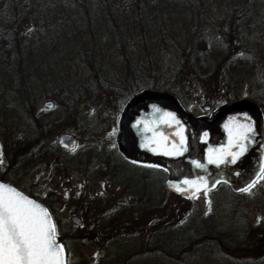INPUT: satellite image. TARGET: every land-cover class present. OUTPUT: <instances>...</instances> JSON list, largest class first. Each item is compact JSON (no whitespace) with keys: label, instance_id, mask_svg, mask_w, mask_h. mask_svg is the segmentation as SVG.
<instances>
[{"label":"rangeland","instance_id":"rangeland-1","mask_svg":"<svg viewBox=\"0 0 264 264\" xmlns=\"http://www.w3.org/2000/svg\"><path fill=\"white\" fill-rule=\"evenodd\" d=\"M48 1L53 3L51 0ZM239 1L237 9L247 0ZM251 1L254 4L253 10L256 13L261 12L264 16V0ZM66 2L67 0H61L59 4L47 9L44 17L48 29L45 33H39L36 40L41 45L38 53L40 66L42 69L53 66L54 75L49 69L43 70L40 77L37 75L35 81L38 89L35 92L37 91L38 96L34 111L46 113L51 118L66 116L62 102H66L72 96L71 93L80 91L74 101L73 114L76 118L75 121L73 119L74 125L70 126V120L65 119L62 124L68 125L67 128L59 127L58 130H53L45 142L46 145L53 142L56 145L59 135L66 131L77 138V144L72 150L55 146L42 148V154L35 155L39 158L18 169H7L8 158L0 144V173L6 167V178L9 182L48 204L53 221L55 220L54 224L57 227L61 226L63 235H72L79 239L69 246L67 263L95 264L99 260V264H120L125 258H130L129 254L145 248L148 232L146 229L149 228L152 214L159 216L162 223H166L173 217L180 219L181 213L190 207L197 215L204 214L209 210L211 202L214 204L209 212L214 215L212 223H215V229L228 231L225 236L232 245L229 250L226 252L224 248L222 250L215 241L217 238L211 235L190 254L182 253L175 258L162 254L145 255L141 259L130 258L127 264H264V249L261 253L255 251L258 237L255 238L256 243H250L257 244L254 246L255 250L248 249V244L244 247L238 244L242 239L248 241L255 235L257 211L259 207L264 208V171L255 181L256 184L246 192L250 198L247 195L236 197L229 192L226 185H219L209 196H199L195 200L192 198L190 202L177 200L171 193L169 194V190L163 185L164 177L162 179L161 174H150L148 178L153 176L155 179L154 189L150 194L159 191L157 197L158 204L161 203L159 208L137 201L126 186L114 180L110 173L112 166L109 163L113 160L122 161L127 169L133 171H143L149 165H156L127 158L117 150L114 141L119 115L115 108L122 99L120 95L112 92L111 87L119 86L124 92L131 93L136 86L137 71L145 76L161 79V83L169 85L175 96L194 114L202 113L204 105L215 109L226 102L228 89L222 81L224 79L219 73V66L218 73L202 79L195 76L192 67H188L191 46L188 45L186 38L192 39L195 36L192 21L195 13L194 15L192 13L198 10L203 1L84 0L83 3L80 2L82 5H74V1H71L72 7L66 5ZM217 2L221 5H217ZM150 3L160 10L162 4L168 5V11L165 9L161 11L162 19L164 18L166 22L168 34L173 37L177 27H180L178 46L171 43L172 39L168 36L165 38L166 42L159 41L158 30L155 29L156 35L151 31L149 12L147 16ZM206 3L207 13L214 19L216 25L200 22L196 26L201 33L215 37L220 34L217 28L227 8L221 1L206 0ZM192 8L195 9L192 11ZM198 18L203 20L201 15ZM251 20L253 19H250L249 26L253 24ZM259 24L262 29L246 27L243 33L247 45L240 51V54L245 53V56L239 55L242 61L238 62L239 66L236 65L237 73L241 71V75L237 76L235 90L239 98L243 95L255 97L264 109V26ZM28 25L29 22L25 28H28ZM221 28L224 33L229 29L225 25ZM93 40L96 41L101 56L99 62L103 69L101 79H98L99 75H94L92 69L90 61L92 54L88 51L91 47L78 48L81 42L86 44ZM231 40L234 43V39ZM69 45L70 47L73 45L71 49ZM216 45L215 41L213 46ZM73 48L80 49L82 59L76 56ZM228 52L226 50V54ZM3 80L0 74V81ZM102 82L105 86H102ZM3 100L4 104L8 103L6 110L2 107L6 112L3 118L7 119V123H11V118L18 117L16 132L19 133L20 123H23L25 114L17 104H14L11 95L3 96ZM46 100H51L52 106L45 107ZM92 114H96L97 117H93ZM0 121L2 122V116ZM1 133L2 126L0 135ZM128 213L129 216L132 215L126 218L130 220L129 224L134 221L131 226L125 227V222L123 225L125 228L116 230L115 234L103 235L98 232V226L103 219L111 218L109 221L113 222L119 217H126ZM74 215L81 219L80 225L72 221ZM113 224L122 225L121 222ZM242 231L245 233L244 238L240 237ZM135 233L138 236H132ZM116 234L120 235L119 238L110 243L116 247H128L124 254L122 253L119 260H110L107 256L99 259L105 241L103 237H114ZM97 236L102 238L97 239ZM107 252L110 253L109 248ZM198 252V260L194 262ZM172 259L177 262L171 261Z\"/></svg>","mask_w":264,"mask_h":264},{"label":"trees","instance_id":"trees-1","mask_svg":"<svg viewBox=\"0 0 264 264\" xmlns=\"http://www.w3.org/2000/svg\"><path fill=\"white\" fill-rule=\"evenodd\" d=\"M51 1L53 3H50L48 0H0V74H2V80L4 79L2 82L0 81V119L2 116V122L0 121V126H2L0 144L2 146V151L8 158L7 169H18L29 165L36 158H39L35 155L42 154V148H46L48 146L58 147L54 142L53 144H45L48 136L53 130H58L59 127H63L64 129L67 128L68 125L64 126V124H62L65 119L70 120V126L74 125V121L76 119L73 114L75 108L74 101L78 98L80 91L71 93L72 96H70L66 102H62V108L67 110H65L66 116L62 115L59 118H51L46 113L34 111L35 102L38 96L36 94L37 91L35 92V90L38 89L35 79L40 77L43 70L47 69H49L54 75L53 66L43 69L42 66H40V62L38 60L40 56H38V53L41 45L40 42L36 41L39 33H45L48 29L44 17L47 9L50 8V6L54 7V5L61 2V0ZM71 1H74V5H82L81 3L84 2V0H67L66 5L72 7L73 5H71ZM202 1L203 4H200L198 10L192 13L193 15L195 13V18L193 17L192 20L194 23L195 36L192 39L190 37L186 38L188 45L191 46L189 49L191 51V56L188 60L189 64H187L188 67L193 68L192 72L195 76L201 79L218 73L219 70L217 66H219V73H221V77L224 79L222 81L228 89L225 103H231L240 99L237 91L235 90V83L237 76L241 75V71L240 73H237L239 66L238 62L242 61L240 56H245V53L240 54V51L247 45V41L243 33L246 27L262 29L259 23L264 26V16L261 12L256 13V11L253 10L254 4L251 0H247L238 9L237 6L240 5L239 0H215L221 1L223 6L227 9L224 12L223 20L217 28V32L219 31L220 34L215 37L213 35L207 36L205 33H201L200 29L197 28L196 25L200 22H207L215 26L216 23L207 13L206 0ZM217 5L221 4H218L217 2ZM167 6V4H162V8L160 10L152 3L148 5L147 16H149L150 13L149 22L151 25V31L154 34L155 31L158 30L157 39L159 41L162 40V42H166L165 38L168 36L172 39L170 42L173 44L175 43L174 45L178 46V37L181 35V31L178 33V28L180 27H177L174 32L175 36L173 37L168 34V27H166L164 18L162 19L163 14L161 11L162 9L167 10ZM193 9L195 8H192V11ZM199 15L203 17V20H199ZM250 19H253L251 20L253 23L251 26L248 25ZM28 22V28H25ZM158 23H163V25ZM223 25L229 28L228 31H225V33L221 28ZM231 39H234V43L231 42ZM215 41L217 42L216 47L213 46ZM70 45L69 48L71 49L74 44L71 47ZM86 46L91 47L88 51L92 54V56H90V61L93 66V72H95L94 75H99L98 79H101L100 77L103 76V69L99 64V62H101V56L98 53V45L96 41L93 40V42H88L86 44L81 42L78 48L82 47L84 49ZM73 49L76 56H79V58L82 59L80 49ZM226 50L229 51L228 54H226ZM236 57H238V59H234ZM183 60L184 57L182 61ZM58 75L56 78H58ZM135 80L136 86L131 93L124 92L122 87L119 86H115V88L111 87L112 92H114L115 95H120L119 97L122 99V102L118 104L117 108H115L119 113L124 104L133 95L144 89L165 90L174 94L169 85L161 83V79H156L150 75L145 76L142 72H136ZM102 86H105L104 82H102ZM6 95H11L13 97L14 104H17V106L20 107L25 114V119H22L23 123H20L19 133L16 132L19 120L18 117L11 118V123H7V119L3 118L6 114L4 110L8 108V103L5 102L6 104H4L3 100V96ZM2 107L4 110H2ZM92 116L97 117L96 114H92ZM112 158H114V156ZM137 162L146 163L143 161ZM109 164L112 166L110 173H112L111 176H113L114 180H117L119 183L128 184L126 188L134 195L137 201L148 203L153 208L160 207L161 203L158 204L159 202L157 199L159 191L157 190L154 192L156 196L155 194H150L152 189H154L155 179L153 176L150 178H148V176L150 174L154 175L159 173L162 175L163 179L166 175V169L163 165L159 163H152L156 165H149L143 171H133L131 169V172V170L127 169L126 164L122 161L113 160ZM128 170L130 173H128ZM11 183L15 185L13 182ZM227 189L230 190L229 192L232 195L239 197V194L232 192L229 187ZM170 193L176 197L177 200L190 202V198L183 197L172 191H169V194ZM46 205L49 210H51L49 205ZM173 209L174 208H172V210ZM194 214H196L195 210L190 207L188 210L181 213L182 217L180 219H175L173 217L172 219L167 220L166 223H162L159 216L152 214L149 219V228L146 229L148 232L144 243L145 248H143L140 252H133L129 254V257L131 259H134V257L141 259L143 256L145 257V255L153 256L156 254L157 256L162 254L175 258L176 256L179 257L182 253L188 252L185 250L184 244L195 237L191 234V230L196 229L193 221ZM129 215L130 213H128L126 217H119L113 222L109 221L111 218L103 219L102 222H100V226H98V232L103 235L108 232L115 234L117 233L116 230L123 229L129 225L131 226L134 221L132 224H129L130 220L126 219ZM114 222H121L122 225H119V223V226H113ZM125 222L126 225H124ZM198 223V229H211L210 226H207V224H209L208 220L198 218ZM123 225L125 227H123ZM56 235L62 242L66 255L68 256L70 253L69 246H71V243H75L79 239L74 238L72 235L64 236L60 225H58V227L56 226ZM119 236V234H116L114 237H103V240L105 241L103 243V251L99 256V259L107 256L110 260H119L122 253L124 254L128 248H124V246L116 247L114 244L110 243L112 240L118 239ZM132 236L136 237L138 234L135 233ZM96 238L100 239L102 237L97 236ZM199 238H201V236H199ZM107 248L110 249L109 254L107 252ZM130 258H125L120 262V264H127V261L131 260ZM171 261L177 262L174 259ZM99 263V260L95 262V264Z\"/></svg>","mask_w":264,"mask_h":264},{"label":"water","instance_id":"water-1","mask_svg":"<svg viewBox=\"0 0 264 264\" xmlns=\"http://www.w3.org/2000/svg\"><path fill=\"white\" fill-rule=\"evenodd\" d=\"M52 103L46 100L44 106L50 107ZM209 109L207 105L205 110ZM164 113H170L175 120L168 119ZM240 125L251 130L245 131ZM114 141L117 150L130 159L163 165L166 169L163 185L186 198L213 190L219 184L240 192L257 180L264 167V117L258 105L246 98L221 104L209 114L196 115L185 110L172 93L144 89L133 95L121 109ZM56 143L62 149L71 150L77 139L65 131ZM173 145L177 148L173 149ZM169 151L173 154H165ZM234 153L238 155L234 157ZM210 155L223 162L209 163ZM198 164L201 166L197 167ZM0 184L35 201L48 211L54 223L44 202L1 178ZM72 221L81 224L76 215ZM55 239L63 247L67 260L62 242L57 235Z\"/></svg>","mask_w":264,"mask_h":264},{"label":"snow or ice","instance_id":"snow-or-ice-1","mask_svg":"<svg viewBox=\"0 0 264 264\" xmlns=\"http://www.w3.org/2000/svg\"><path fill=\"white\" fill-rule=\"evenodd\" d=\"M164 116L175 120L170 113H164ZM239 127L251 130L246 125ZM176 148L173 145V149ZM208 162L222 163L223 160L219 157L213 159L210 155ZM185 183L195 185L197 182ZM253 186L242 191L249 192ZM55 237L56 228L46 209L16 189L0 184V264H66L64 249L56 243Z\"/></svg>","mask_w":264,"mask_h":264},{"label":"flooded vegetation","instance_id":"flooded-vegetation-1","mask_svg":"<svg viewBox=\"0 0 264 264\" xmlns=\"http://www.w3.org/2000/svg\"><path fill=\"white\" fill-rule=\"evenodd\" d=\"M262 91V90H261ZM261 91H258L259 92V94L261 93ZM177 98V97H176ZM243 98H246V99H249V100H252L253 102H255L257 105H258V107H259V109L261 110V112H262V115H263V117H264V109H263V106H262V104L260 103V101H258V99H256L255 97H252V96H250V95H243L242 96V98H240V99H243ZM178 99V98H177ZM178 101H179V103L182 105V107L185 109V110H187L188 112H191V111H189L184 105H183V103L178 99ZM207 105H204V106H202V108H203V112L202 113H200V114H209L210 112H212L214 109H211V107H210V109H209V111H207V110H205V107H206ZM192 113V112H191ZM194 114V113H193ZM200 114H196V115H200ZM77 139V138H76ZM72 150V149H71ZM6 171H7V169H6V167L4 168V170L0 173V178L1 179H3V180H5V181H8L7 180V178H5L6 177ZM264 171V167H263V169H262V172ZM261 172V173H262ZM261 175V174H260ZM2 176V177H1ZM258 179V178H257ZM9 182V181H8ZM11 183V182H10ZM253 184H256V182H254ZM252 184V185H253ZM122 185L123 186H127L128 184H125V183H122ZM220 185H226V184H220ZM219 186V185H218ZM217 186V187H218ZM227 186V185H226ZM216 187V188H217ZM229 187V186H228ZM227 187V188H228ZM215 188V189H216ZM230 188V187H229ZM215 189H213V190H204V191H202L200 194H198V195H196L195 197H193L194 198V200H195V198H197V197H199V196H204V197H206V196H209L210 194H211V192L212 191H214ZM229 190V189H228ZM232 191V190H231ZM128 192H130V191H128ZM232 192H234V191H232ZM131 193V192H130ZM235 194H239V196L240 195H242V196H246L247 194H246V192H244V191H240V192H234ZM248 197H249V195H247ZM250 198V197H249ZM192 200V198H190V201ZM193 200V201H194ZM212 201V200H211ZM213 206H214V204L213 203H211L210 202V208H209V210L206 212V213H204V214H200V215H197V213L196 214H194V216H193V221H194V225H195V228L196 229H194V230H191V234L193 235V236H195L193 239H191V240H189V241H187V243L186 244H184L185 245V250L186 251H188V249H189V251L188 252H185V253H188V254H190V253H192V252H194V250H196L197 249V247L203 242V241H205L206 240V238H208V237H210L211 235L212 236H214V237H216L217 238V240H215L216 241V243L219 245V247L222 249V248H224V250H225V252L227 251V250H229L230 249V247L232 246L231 245V243H230V241L226 238V233H228V231H222V230H220V229H215V227H214V224L215 223H212V218L214 217V215H211L212 213H209L210 211H211V208H213ZM198 218H202L203 220H208V223L209 224H207V226H210L211 227V229H198V225H199V223H198ZM255 224H256V226H255V235L257 234V236H253V238L251 239V240H248V241H244L243 239L241 240V241H239V245L241 246V247H244V245L245 244H248V246H249V248L248 249H250V250H255L254 249V246H256L257 244V249L255 250V251H259V253H261V251H262V249H264V208L263 207H259V209H258V211H257V218H256V220H255ZM241 233V235H240V237H242V238H244L245 237V233L242 231V232H240ZM106 234H112V232H108V233H106ZM260 234V235H259ZM199 236H201V238H199ZM256 237H258V239H257V244H254V245H251V244H253V243H256V241H255V238ZM251 243V244H250ZM263 243V244H262ZM235 245V244H234ZM183 247V246H182ZM239 248V247H238ZM223 250V249H222ZM198 255H199V252L195 255V257H196V260L194 261V262H196L198 259ZM239 259V258H238ZM241 259V258H240ZM242 260V259H241Z\"/></svg>","mask_w":264,"mask_h":264}]
</instances>
